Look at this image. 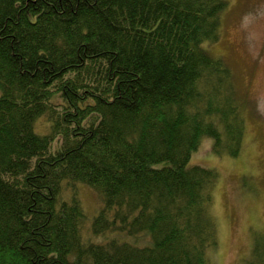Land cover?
<instances>
[{
    "label": "trees",
    "instance_id": "1",
    "mask_svg": "<svg viewBox=\"0 0 264 264\" xmlns=\"http://www.w3.org/2000/svg\"><path fill=\"white\" fill-rule=\"evenodd\" d=\"M227 5L0 0V264H211L218 173L188 161L203 137L241 143L230 67L203 47ZM76 182L101 198L94 239L61 197Z\"/></svg>",
    "mask_w": 264,
    "mask_h": 264
},
{
    "label": "rangeland",
    "instance_id": "2",
    "mask_svg": "<svg viewBox=\"0 0 264 264\" xmlns=\"http://www.w3.org/2000/svg\"><path fill=\"white\" fill-rule=\"evenodd\" d=\"M203 47L229 65L243 117L235 155L216 152L213 140L203 137L188 161L218 173L211 210L217 244L209 248V259L211 264L264 263L259 253L264 251V0H228L219 38ZM35 128L48 131L45 116ZM65 184L61 197L76 194L86 215L82 234L94 239L89 224L101 207L100 195L85 183Z\"/></svg>",
    "mask_w": 264,
    "mask_h": 264
}]
</instances>
